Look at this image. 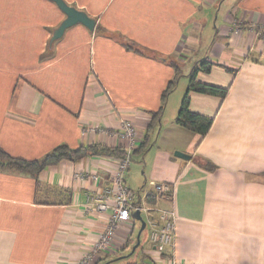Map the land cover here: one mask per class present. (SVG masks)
<instances>
[{"label":"crops","instance_id":"1","mask_svg":"<svg viewBox=\"0 0 264 264\" xmlns=\"http://www.w3.org/2000/svg\"><path fill=\"white\" fill-rule=\"evenodd\" d=\"M63 1L95 27L72 26L50 46L65 18L55 3L0 0V149L25 161L61 145L125 151L117 133L129 119L137 142L124 184L175 211L179 262L264 264V0ZM202 61L212 65L196 80L227 93H189V110L213 119L201 137L177 116ZM121 157L63 160L37 174L0 167V264H77L108 218L86 198L111 187ZM160 183L172 185L170 197L155 196ZM140 227L135 218L120 226L93 264L133 254L120 264H154L146 227L130 254Z\"/></svg>","mask_w":264,"mask_h":264},{"label":"built area","instance_id":"2","mask_svg":"<svg viewBox=\"0 0 264 264\" xmlns=\"http://www.w3.org/2000/svg\"><path fill=\"white\" fill-rule=\"evenodd\" d=\"M101 132L99 128L92 129ZM117 136L126 144L125 155L116 160L111 177V187L104 189L95 197H87V205L96 211L108 213L104 231L97 241L84 252L77 264H93L103 253L114 247L118 228L124 224L132 225L133 215L138 212L148 228L149 242L153 246L150 258L154 264H181L175 256L176 213L173 209L152 206L128 190L123 176L127 170L131 152L137 142V131L133 122L123 119ZM173 187L168 183L155 184L156 197H170Z\"/></svg>","mask_w":264,"mask_h":264},{"label":"trees","instance_id":"3","mask_svg":"<svg viewBox=\"0 0 264 264\" xmlns=\"http://www.w3.org/2000/svg\"><path fill=\"white\" fill-rule=\"evenodd\" d=\"M128 50L142 53L138 48L124 44ZM211 63L207 61H202L199 66L194 68L190 73V81L186 91L185 96L181 102V106L177 116V124L194 132L198 135L205 136L211 125L213 119L211 117L202 116L193 113L189 110V93H202L213 96H218L224 98L227 93V88H220L205 83L198 82L196 80L197 71L201 70L208 72L211 68ZM176 86V80L169 81L167 87L161 94V107L153 114V120H158L163 111L164 104L166 102L167 96L174 90ZM145 144L141 146L144 148ZM125 151L123 148H107L100 145H91L88 147H80L78 149H70L66 145H61L53 149L50 153L46 154L40 160L25 161L20 159H14L6 154L2 149H0V167L6 169H16L22 173L37 174L44 170L48 166L56 165L63 160L78 161L82 158L98 155L107 154L116 157L124 156Z\"/></svg>","mask_w":264,"mask_h":264},{"label":"water","instance_id":"4","mask_svg":"<svg viewBox=\"0 0 264 264\" xmlns=\"http://www.w3.org/2000/svg\"><path fill=\"white\" fill-rule=\"evenodd\" d=\"M53 3H55V5L59 8V10L64 14L65 18L64 20L59 24V26L53 31L51 38L49 40V45L51 46L55 41L59 40L64 32L72 27L75 26L77 24H81L83 25L85 28H87L89 31H93L94 27H95V23L96 21L91 18L90 16H88L85 12L78 10L77 8L68 5L66 2H64L63 0H50ZM174 156L180 159H185V160H189V156L175 151L174 152ZM133 217L135 219H137L140 223H141V227L140 230L138 232L137 235V243L136 245L132 248V251L130 252V254H132L135 249L137 248V246L139 245V237L141 232L144 230L145 228V222L143 221V219L141 218L140 214L138 212H136ZM129 254V255H130ZM121 259V257H118L112 261H116ZM108 264V262L106 263Z\"/></svg>","mask_w":264,"mask_h":264},{"label":"rangeland","instance_id":"5","mask_svg":"<svg viewBox=\"0 0 264 264\" xmlns=\"http://www.w3.org/2000/svg\"><path fill=\"white\" fill-rule=\"evenodd\" d=\"M181 78H182V74H180V75L178 76L177 80L179 81ZM176 86H177V85H176ZM182 87H183V82L180 81V82H179V86H178V88L175 90L176 94H177V92H179V90L182 89ZM168 117H169V116H168ZM137 224H139V223L137 222ZM145 232H146V230H143V231H142V234L144 235ZM135 257H136V254H133L131 257H127V258H125V259H123V260H122V259H119V260L113 261V262L108 263V264H120V263L129 262V261L135 259ZM114 258L116 259V257H110L109 260L114 259ZM109 260H108V261H109ZM106 263H107V262H103L102 264H106Z\"/></svg>","mask_w":264,"mask_h":264}]
</instances>
